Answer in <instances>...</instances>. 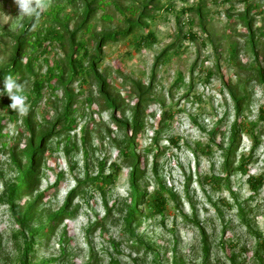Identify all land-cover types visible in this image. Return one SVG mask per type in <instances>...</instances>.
<instances>
[{
    "label": "rangeland",
    "instance_id": "1",
    "mask_svg": "<svg viewBox=\"0 0 264 264\" xmlns=\"http://www.w3.org/2000/svg\"><path fill=\"white\" fill-rule=\"evenodd\" d=\"M147 1L104 0L90 21V32L84 36L90 53L95 44L93 36L124 28L125 19L136 20L140 6ZM41 2L45 7L40 12L58 13L63 22L67 21V29H74L82 12L80 0ZM150 4L161 9L146 20V28L103 46L97 64L111 93L122 101L121 109L116 110L120 119L130 118L135 102L131 81L144 87L151 84L152 100L145 109V129L136 143L145 164L139 187L150 195L158 189V182L164 187L163 214L152 216L142 205L140 222L125 223L131 186L130 168L124 167L103 193L92 185L84 188L73 202L74 216L64 220L49 240L36 245L32 264H108L109 255L120 264H230V258L236 264H264V250H259L264 238V185L253 194L246 182L247 176L264 179V120L259 118L262 113L264 117V90L249 80L255 61L253 46L240 19L250 21L253 44L260 51L261 60L264 0H152ZM200 4L202 17L188 10ZM28 18L19 15L14 2L0 0V66L11 54L10 36ZM49 26L51 20L45 29ZM148 33L153 34V40L143 42ZM48 46V53L33 64L34 73L44 75L48 67L63 59L64 51L56 43ZM162 52L165 54L160 56ZM261 65L264 68V62ZM30 83L31 79L24 84L25 94L29 93ZM238 83L248 97L239 117L228 91ZM51 85L55 86V82ZM68 89L76 95L71 105L74 125L48 141L36 192L45 193L38 208L42 220L61 208L78 181L94 178L99 171L108 175L111 164L121 161L113 140H120L122 133L115 129L110 112L104 110L96 87L75 79ZM2 95L0 195L16 175L10 152L18 154L29 138L21 121L26 112H11L1 101L3 97L10 99ZM34 98L31 95L26 105L27 109L34 107L37 130H45L49 124L54 125V131L66 127L56 121L64 106L61 88L51 94L44 85L41 98ZM164 113L172 118L164 117ZM235 120L248 128L254 126L253 136L259 143L247 175L227 173L223 168L230 127ZM251 145V137L241 133L236 157L249 156ZM213 178L221 181L214 183ZM57 181L59 186L53 188ZM107 209L110 215L105 230L88 234L89 226L105 218ZM193 222L208 237L206 263L199 228ZM17 230L8 206L0 204V264H19L22 240L15 239ZM111 241L119 245L118 254L111 248ZM146 245L154 252L145 251Z\"/></svg>",
    "mask_w": 264,
    "mask_h": 264
},
{
    "label": "trees",
    "instance_id": "2",
    "mask_svg": "<svg viewBox=\"0 0 264 264\" xmlns=\"http://www.w3.org/2000/svg\"><path fill=\"white\" fill-rule=\"evenodd\" d=\"M14 2V0H4ZM73 1V0H72ZM151 1L144 2L140 7L138 18L136 20L131 18L125 19V27L115 31H107L99 33L97 37H92L94 40L93 53H90L88 47V40L84 38L86 33L90 32L94 14L99 11L104 3V0H80L82 4V12L80 19L75 24L73 30L67 29V21L63 22L58 13L54 14L51 10L45 13L40 12L38 19L29 17L21 24L18 31L11 35L12 51L7 62L0 66V90L3 88V77L7 75L13 76L18 82L25 84L31 79L30 87L28 89L27 100H31V95H34L36 100L41 98V91L43 86L49 88L51 94L59 88L63 92L64 106L56 121H62L66 124L65 128H59L54 131V125L49 124L47 129L37 130L34 123V110L30 106L26 114L22 117V125L29 133V138L25 146L18 154L14 151L10 152L9 158L13 165L15 175L14 181L5 185L3 193L0 195V204L8 206L14 223L17 226L15 239L22 240L21 256L19 264H32V257L35 253L36 245L41 244L43 240H49L59 225L68 218L74 216L76 208L72 209L73 202L83 192L87 186H94L103 193V189L114 184L115 179L122 168H130V203L126 205V213L124 221L127 225L131 223L138 224L141 219V212L139 207L145 205L149 214L152 216H160L166 206V199L163 196L164 187L158 182V189L154 190L150 195L144 189H140L139 183L145 175V164L141 162L142 157L137 152V138L145 129V109L148 103L152 100L151 84L144 87L140 82L131 81L132 90L135 96V102L130 108V118L125 119L116 116V110L121 109L122 101L110 91L109 82L101 76L98 72V61L101 58V51L103 46L109 42H116L119 39L130 36L135 30L146 28V20L151 19L153 12L159 11L161 8L151 6ZM164 9L170 10L169 6ZM194 10L199 17H202L201 4ZM241 22L248 30L250 43L254 54V66L252 67L253 76L249 78L250 81H255L262 86L264 90V68L261 62H264V55L259 60V52L254 46V34L252 33L251 23L240 17ZM51 20L52 26L45 29L47 21ZM79 37H77V35ZM153 40V34L148 35L142 39L143 42ZM56 43L61 50L64 51L63 59L54 63L53 66L48 67L44 75L34 73L33 64L38 61L41 55L48 53V45ZM162 52L160 56H163ZM156 58L158 61L159 57ZM75 79L80 80L81 84L92 83L96 87L98 96L104 102V110L110 112L111 122H113L115 129L122 133L120 140H113V144L118 151V157L121 158L119 163L114 161L111 164V171L108 175H103L101 171L94 178H88L84 182L78 181L77 186L72 189L66 196L61 208L55 213H49L44 216L38 212L39 204L42 202L45 193H36L37 187L40 183L39 170L42 164L44 154L49 150L48 141L55 136H58L62 131H69L73 128L74 119L71 118V105L75 103L76 95L68 89ZM55 82V86L51 82ZM230 97L237 117L242 114L243 106L248 100L244 95L245 89L238 86L234 89L228 88ZM243 93V94H242ZM6 94V93H5ZM34 98V99H35ZM2 103L9 106L11 101L2 98ZM36 102L32 103L33 105ZM13 110H11L12 112ZM123 115V111H121ZM12 115L15 113H11ZM263 114V113H262ZM260 115V119L264 117ZM164 117L172 118L171 115ZM254 126L248 128L243 122L235 120L230 127L228 136V147L224 153V171L227 173L240 172L241 175H247V167L252 163V154L259 146L258 139L253 136ZM241 133L248 134L251 137V150L249 156L245 158L244 155L236 157L237 147L239 144V136ZM236 159H238L236 161ZM235 164H238L237 167ZM156 165L153 168V174L156 176ZM221 181L220 178H213L214 183ZM249 188L253 194H256L264 185L262 176L250 177L247 176ZM59 181L54 184L53 188L59 186ZM34 192L36 193L34 195ZM27 198V200H26ZM240 213L243 208L239 207ZM110 209H107L105 218L96 221L89 226L87 233L90 234L94 230H105L108 224V217ZM199 228L200 238L202 242V251L204 253L205 263L208 260L210 246L208 244V237L205 231L193 222ZM111 248L115 253L118 252V244L111 241ZM259 250H264V238L259 243ZM145 251L154 252L146 245ZM137 263V260L133 261ZM230 264H236L233 258L229 259ZM108 264H120V262L109 255Z\"/></svg>",
    "mask_w": 264,
    "mask_h": 264
},
{
    "label": "clouds",
    "instance_id": "3",
    "mask_svg": "<svg viewBox=\"0 0 264 264\" xmlns=\"http://www.w3.org/2000/svg\"><path fill=\"white\" fill-rule=\"evenodd\" d=\"M19 15L21 17H32L38 19L40 11L45 7L41 0H14ZM3 88L0 90V96L6 93V96L10 99L11 103L8 106L11 110H15L18 113H25L27 111L24 84L18 82L11 75L3 77Z\"/></svg>",
    "mask_w": 264,
    "mask_h": 264
}]
</instances>
